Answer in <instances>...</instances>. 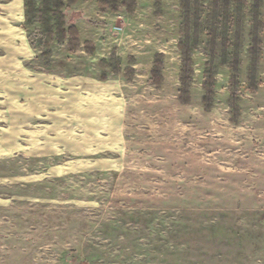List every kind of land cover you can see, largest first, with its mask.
<instances>
[{"label":"rangeland","instance_id":"obj_1","mask_svg":"<svg viewBox=\"0 0 264 264\" xmlns=\"http://www.w3.org/2000/svg\"><path fill=\"white\" fill-rule=\"evenodd\" d=\"M165 1L161 18L152 4L84 21L81 5L65 10L82 41H53L47 59L24 1L0 0V264H264V26L253 78L244 9L236 85L200 28L181 98V11ZM113 48L124 66L135 57L132 85H88ZM156 53L162 85L150 83Z\"/></svg>","mask_w":264,"mask_h":264},{"label":"trees","instance_id":"obj_2","mask_svg":"<svg viewBox=\"0 0 264 264\" xmlns=\"http://www.w3.org/2000/svg\"><path fill=\"white\" fill-rule=\"evenodd\" d=\"M25 21L27 26H33L35 22L39 24L40 32V47L42 54L47 59L50 58V47L53 41L63 44L67 41L70 50L76 51L80 46V35L78 28L74 25H68L65 10L70 9L79 0H23ZM89 1V0H86ZM101 11L110 10L118 12L125 8L129 14H133L136 9V0H95ZM202 0H179L181 9V25L180 36L181 40L178 43V48L182 54V71L180 81L183 89L180 91L181 98L188 97V85L192 83L190 78L194 72L192 69L191 54L199 45V29L207 34L210 39L208 47L212 52L218 48L221 52L223 63L226 64L231 58V67L234 70V75L231 77L232 85H236L237 78L235 74L240 67V48L242 46L243 34V18L241 17L244 9L249 8V13L252 17L253 29L251 36L254 40V45L251 47L252 68L251 73L253 78L257 72V67L260 60L262 41L259 35V29L264 26L262 20L261 9L264 5V0H209L208 9L201 5ZM204 4V3H202ZM155 5L160 8L161 0H155ZM202 11H206V17L202 21ZM193 21V22H192ZM197 28L194 31L195 37L192 38V27ZM220 39V41L218 40ZM233 40V41H232ZM192 41L195 43L192 44ZM255 46V47H254ZM84 48L86 52L93 53L95 51L92 42H85ZM229 48H233L229 52ZM162 55H157L155 67L152 71V78L155 83H160L162 77V64L160 59ZM117 61L112 58V63ZM113 70L119 71L118 63H113ZM206 80L203 83V88L211 95L212 87L215 84L213 75H210L209 69L205 70ZM207 97V98H206ZM204 97L205 103L209 101L208 95ZM189 99L185 101L188 102ZM231 107L236 112V117H239V105L237 100L230 101Z\"/></svg>","mask_w":264,"mask_h":264},{"label":"crops","instance_id":"obj_3","mask_svg":"<svg viewBox=\"0 0 264 264\" xmlns=\"http://www.w3.org/2000/svg\"><path fill=\"white\" fill-rule=\"evenodd\" d=\"M151 2V3H150ZM164 2H166L165 0H161V5H160V8H157L156 5H155V0H136V9L134 11L133 14H130V15H134L136 13V10H137V7H138V4H141L143 7H149L151 4L152 6L154 7V16H156L157 18H161L164 13H163V5H164ZM76 5H81V7L84 9L83 11V16H81L82 20L81 21H84V19L87 17V14L85 11L89 12H93L96 9H98V12L104 14L106 12H109L110 10H106V11H101L97 5V2L95 0H89V1H86V0H79L75 5H73L72 7L76 6ZM71 7V8H72ZM70 8V9H71ZM180 8V6H179ZM68 9V10H70ZM124 10H126L125 8H122ZM121 9V10H122ZM67 11V10H66ZM65 11V13H66ZM120 11V10H119ZM181 11V9H180ZM112 12V11H110ZM127 12V10H126ZM113 13H118V12H113ZM128 13V12H127ZM129 14V13H128ZM66 16H67V13H66ZM67 22H68V18H67ZM73 25V24H72ZM74 26H76L78 28V31H79V34H80V40H81V37H82V32L81 30L79 29V26L77 24H74ZM180 30V29H179ZM180 34V33H179ZM82 41V40H81ZM86 41H88L86 39ZM86 41H83L82 43H85ZM91 41L93 44H94V47H95V51L93 53H88L86 52L85 49H83L84 53L89 56V57H95L96 55H98V49L96 48V43L94 42V40L91 38ZM84 46V45H82ZM178 46V45H177ZM81 49V48H80ZM179 49V48H178ZM180 51V50H179ZM157 55H162L164 57V54L163 53H156L154 54V57H153V60H152V64H151V67L149 69V73H150V83L152 85H162L163 82H164V75H162L163 77V80L160 82V83H155L153 81V78H152V71L155 67V60H156V56ZM115 57L117 61L113 62L114 64L115 63H118V68H119V71H114L113 70V63H112V58ZM135 57H133V55H131L129 57L130 59V64L127 65V66H124L122 63H123V59L121 58V55H119L118 53V49L116 48H113L111 50V53H108L107 55L105 56H100L98 57L96 60V68H97V73L99 75V79H101V81H98L96 80L95 82H92L91 84L90 83H87L88 85H132L129 81H132L136 75V62H134V59ZM181 58H182V54H181ZM181 71H182V64L180 66V70H179V81H180V74H181ZM119 76H122L124 77L126 80L128 81H121V80H117V78ZM194 83V80L192 81L191 85ZM85 84V83H84ZM180 84H181V81H180ZM193 86V85H192ZM203 87V85H202Z\"/></svg>","mask_w":264,"mask_h":264},{"label":"built area","instance_id":"obj_4","mask_svg":"<svg viewBox=\"0 0 264 264\" xmlns=\"http://www.w3.org/2000/svg\"><path fill=\"white\" fill-rule=\"evenodd\" d=\"M115 30L121 31L122 29L120 27H115Z\"/></svg>","mask_w":264,"mask_h":264}]
</instances>
